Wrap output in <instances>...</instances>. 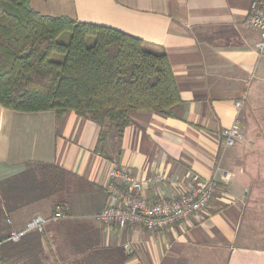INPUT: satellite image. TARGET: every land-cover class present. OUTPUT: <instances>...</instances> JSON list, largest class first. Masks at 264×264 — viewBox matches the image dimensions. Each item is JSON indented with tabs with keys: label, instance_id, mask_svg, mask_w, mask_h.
I'll return each mask as SVG.
<instances>
[{
	"label": "crops",
	"instance_id": "crops-1",
	"mask_svg": "<svg viewBox=\"0 0 264 264\" xmlns=\"http://www.w3.org/2000/svg\"><path fill=\"white\" fill-rule=\"evenodd\" d=\"M250 2L30 0L42 15L113 27L166 53L181 104L171 116L132 111L121 139L110 133L104 152L95 148L99 126L72 110L57 120L53 110L0 105V180L28 162L55 163L71 179L61 194L10 211L0 192V240L34 214L50 217L58 204L66 213L1 242L0 264H264V54L254 47L258 30L244 22ZM235 116L242 137L225 146L222 131ZM111 164L150 177L139 191L150 201L180 193L192 172L214 174L219 189L180 226L100 224L94 214L105 205Z\"/></svg>",
	"mask_w": 264,
	"mask_h": 264
},
{
	"label": "trees",
	"instance_id": "trees-1",
	"mask_svg": "<svg viewBox=\"0 0 264 264\" xmlns=\"http://www.w3.org/2000/svg\"><path fill=\"white\" fill-rule=\"evenodd\" d=\"M63 32L69 33L67 42L58 39ZM53 52L62 61L50 60ZM180 104L166 53L113 27L42 15L30 0H0L1 106L53 110L57 120L72 110L99 126L95 148L104 152L110 133L121 139L132 111L171 116ZM70 180V172L55 163L28 162L0 180L2 203L10 211L61 194ZM129 256L124 253L121 263Z\"/></svg>",
	"mask_w": 264,
	"mask_h": 264
},
{
	"label": "built area",
	"instance_id": "built-area-1",
	"mask_svg": "<svg viewBox=\"0 0 264 264\" xmlns=\"http://www.w3.org/2000/svg\"><path fill=\"white\" fill-rule=\"evenodd\" d=\"M245 24L258 30L259 37L254 43L256 52L264 54V0H251ZM242 100L235 101L237 109ZM225 146H233L241 139V123L235 116L233 123L222 131ZM162 176H156L158 181ZM150 177L138 180L132 173L116 164H111L108 179L104 184L106 192L105 205L94 214V219L105 225L124 227L126 225L142 226L160 231L174 225H181L191 216L199 214L207 208L219 189L217 178L213 175L202 177L198 173L187 174V185L180 193L168 197L160 196L150 201L139 194L143 184L149 183ZM66 216L65 210L56 205L50 217L42 215L32 216L20 230H13L0 240L17 241L27 231L36 229L41 231L49 220H57Z\"/></svg>",
	"mask_w": 264,
	"mask_h": 264
},
{
	"label": "rangeland",
	"instance_id": "rangeland-1",
	"mask_svg": "<svg viewBox=\"0 0 264 264\" xmlns=\"http://www.w3.org/2000/svg\"><path fill=\"white\" fill-rule=\"evenodd\" d=\"M61 42H67L69 40V33L68 32H63L59 35V38H58ZM92 43V37L89 36L88 39H87V44H91ZM50 60H53V61H62L63 59V55L61 53H57V52H53L50 54L49 56ZM73 184V181L71 182ZM47 204L46 203H40L38 205L39 209L43 210V208L46 206ZM60 205L61 207H63L61 204H58ZM80 209H83V206H79ZM64 209V208H63ZM34 215H37V214H34ZM32 215V216H34ZM31 216V217H32ZM30 217V218H31ZM29 218V219H30Z\"/></svg>",
	"mask_w": 264,
	"mask_h": 264
}]
</instances>
